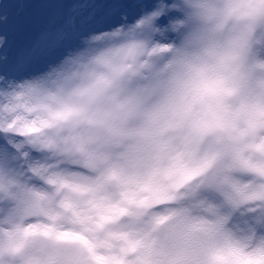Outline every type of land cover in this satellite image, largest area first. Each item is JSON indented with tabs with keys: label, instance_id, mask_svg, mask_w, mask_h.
Returning <instances> with one entry per match:
<instances>
[{
	"label": "clouds",
	"instance_id": "1",
	"mask_svg": "<svg viewBox=\"0 0 264 264\" xmlns=\"http://www.w3.org/2000/svg\"><path fill=\"white\" fill-rule=\"evenodd\" d=\"M170 7L176 16L166 47L141 17L119 35L93 41L90 54L46 86L13 99L11 116L0 113L33 128L19 142L42 161L35 165L21 154L15 168H0V264H96V255L119 254L125 238L111 233L124 230L97 228V206L157 169L152 187L140 195L162 196L189 164L187 157L173 159L187 134L163 110L173 97L196 98L191 119L264 127V0H170ZM66 106L77 113L53 119L51 113ZM251 155L264 160V144ZM251 179L254 187L233 194L264 190V178ZM125 259L264 264V232L246 231L240 220L227 231H210L177 218Z\"/></svg>",
	"mask_w": 264,
	"mask_h": 264
},
{
	"label": "snow or ice",
	"instance_id": "2",
	"mask_svg": "<svg viewBox=\"0 0 264 264\" xmlns=\"http://www.w3.org/2000/svg\"><path fill=\"white\" fill-rule=\"evenodd\" d=\"M175 16L170 0H0V98L7 101L0 104V113L11 116L13 99L46 86L67 64L90 54L93 41L113 38L141 17L139 23H151L166 47L171 39L169 22ZM25 34L29 39L19 43L17 38ZM151 87L149 80L144 90ZM196 102L195 97L177 95L163 106L177 118L180 129L187 127L186 136L174 146L178 151L173 159L179 162L187 157L189 161L180 180L162 196H141L152 187L160 172L157 169L123 186L118 199L97 206V228L111 225L124 230L111 234L123 235L126 243L119 254L94 256L96 264H129L125 256L151 232L177 218L209 225L210 231H227L240 220L246 231L264 232V190L240 198L233 194L254 187L251 178H264V160L254 161L251 155L264 144V127L224 128L191 119ZM77 111L66 106L51 115L67 119ZM19 120L0 116V168H15L21 154L35 165L42 163L39 153L29 152L19 142L33 131ZM164 204L173 207L162 213L159 209Z\"/></svg>",
	"mask_w": 264,
	"mask_h": 264
},
{
	"label": "rangeland",
	"instance_id": "3",
	"mask_svg": "<svg viewBox=\"0 0 264 264\" xmlns=\"http://www.w3.org/2000/svg\"><path fill=\"white\" fill-rule=\"evenodd\" d=\"M28 39H29V35H28V34H25V35H23V36H21V37H18V38H17V41H18L19 43H25Z\"/></svg>",
	"mask_w": 264,
	"mask_h": 264
}]
</instances>
